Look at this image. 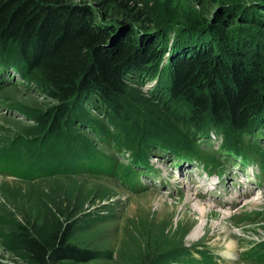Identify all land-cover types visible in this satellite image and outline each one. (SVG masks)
<instances>
[{
    "label": "rangeland",
    "instance_id": "rangeland-1",
    "mask_svg": "<svg viewBox=\"0 0 264 264\" xmlns=\"http://www.w3.org/2000/svg\"><path fill=\"white\" fill-rule=\"evenodd\" d=\"M60 1L89 11L97 24L112 28L115 39L124 37L125 32L131 30L135 40L140 41V46L147 41H157L159 57L155 66L164 64L161 66L164 67L172 49L176 57L209 49L213 57L226 59L229 53L248 51L254 46L264 54V0H142L147 17L145 22L128 20L111 0ZM121 23L123 27H119ZM161 44L166 45L167 53ZM1 46L16 51L10 45ZM169 64L162 73L165 88L172 73ZM151 66L147 65L148 68ZM5 69L0 76L3 78V85H0V151L2 158L6 159H2L0 167V218L40 227L45 219L50 220L47 212L55 213L56 208L60 209L63 215L58 217L59 221L76 222L79 227L68 244L97 256L90 261L62 264H189L186 259L190 256L193 264H201L203 258L199 253L209 254L220 264H263L253 257L264 242V191L253 189L256 177L260 175L256 162L249 163L251 167L245 170L247 183L239 179L227 189L230 190L228 195H224L222 188L201 201L193 197L192 189L194 182L201 185L197 179L198 170H185L188 167L186 164L171 166L165 155L154 158L157 149L150 152L152 158L149 162L160 175L154 179L149 174H141L139 179L144 187H137L138 192L124 188L114 177L84 172L39 176L32 180L15 178L6 172L7 163H14L16 157L26 153L38 151L51 156L60 137L55 136L52 143L46 144L43 132L48 127L34 123L46 118L47 114V125L53 122L52 132L64 128L61 129L64 134L85 140L95 151L105 154L121 167L126 164V150L121 144L120 150H116L110 142H114L116 132L129 133L132 129L145 139L144 131L149 129L150 134L164 137L161 135L163 128L171 126L184 135L182 138L187 137L195 146L198 145L201 153L220 150L214 159L221 163L220 169L224 173L229 171V175H233L235 167L242 170V164H234L238 160L229 158L219 142L229 140V134L224 135L209 127V135L201 139L198 131L203 129L204 121L198 128L189 129L184 120L188 114L185 105L172 102L167 92L162 102L151 97V92L158 91L161 86H157V76H140L134 69L123 72L124 92L121 99L125 109L116 116L110 117L105 107L88 93L67 100V112L61 118L54 113L59 103L40 89L36 77L28 74L20 76L11 68ZM169 70L171 72L168 73ZM8 75L13 76L10 83L5 82ZM255 117H261L259 110ZM90 124L103 128L110 140L103 141L101 135L97 136L90 130ZM253 131L255 133L240 136L241 145L248 149L252 147L264 161V126H258ZM15 147L18 148L16 157L9 154L11 150L14 152ZM250 170L254 176L252 180L249 179ZM218 180L221 184L230 182L228 176ZM208 186L204 184L200 192L203 193ZM247 191L252 193L248 192L245 196ZM234 196L239 200L228 209L215 204V201L234 204V201L227 200ZM186 197L192 201L185 202ZM196 204L213 207L210 213L200 216ZM227 250L233 251L232 256ZM0 264L23 263L0 248Z\"/></svg>",
    "mask_w": 264,
    "mask_h": 264
},
{
    "label": "trees",
    "instance_id": "trees-1",
    "mask_svg": "<svg viewBox=\"0 0 264 264\" xmlns=\"http://www.w3.org/2000/svg\"><path fill=\"white\" fill-rule=\"evenodd\" d=\"M111 2L128 20L147 21L142 0ZM119 27H123L122 23ZM210 32L215 33L216 30ZM113 34L111 27L97 24L89 11L70 7L60 0H0V46L10 45L18 54L17 57L14 51L1 46L0 76L3 69L11 68L13 73L20 76L28 74L36 77L40 89L59 103L54 113L61 118L67 112V100L88 93L94 95L110 117L116 116L125 109L121 99L124 92L123 72L134 69L140 76H157V86H161L158 91L155 89L151 92V97L162 102L167 92L172 102L185 105L188 114L184 120L189 129L198 128L204 121L203 129L198 131L199 136L206 135L209 127L220 128L218 130L229 134V140L223 144L225 153H243L247 148L241 145L240 136L243 133H255L254 128L264 126V54L257 46L251 48L249 44L250 50L229 53L226 59L213 57L209 49L195 50L176 57L172 49L168 63L161 67L164 64L154 65L159 57L157 41H147L140 46V41L135 40L131 30H127L122 38L115 39L116 35L113 37ZM161 48L168 52L166 45L161 44ZM150 64L152 66L148 68ZM168 64L172 73L169 85L165 88L162 73L163 69L167 70ZM258 110L261 117H255ZM48 116L45 115L47 119ZM46 118L34 123L36 126L48 127L43 132L46 144L52 143L55 136L60 137L56 139L58 142H55L51 156L36 151V154L31 152L16 157L18 148L15 147L14 152H9L15 155V161L7 163L6 172L10 176L32 180L39 176L84 172L114 177L121 185H128L134 176L132 166L145 165L154 149L158 150L155 152L164 150L188 158L195 153L196 146L191 139L182 138L184 135L171 126L163 128L161 135L164 137H156L147 129L144 131L147 136L145 139L132 129L129 133L114 131L118 134L113 142L103 128L90 124V130L97 136L101 135L103 141L109 139L116 150H120L121 144L129 153L130 164L121 167L105 154L95 151L85 140L69 133L64 134V128L52 132L53 122L48 126ZM2 159L0 151V167L6 160ZM47 214H50V220L45 219L40 227L0 218L2 251L21 260L23 264L79 263L97 258L91 252L77 250L68 244L69 238L79 230L76 222L59 221L58 217L63 212L58 208L55 213ZM261 246L253 257L264 264V242ZM199 254L203 258L201 264H217L209 254ZM191 257L186 259L189 264H193Z\"/></svg>",
    "mask_w": 264,
    "mask_h": 264
},
{
    "label": "bare ground",
    "instance_id": "bare-ground-1",
    "mask_svg": "<svg viewBox=\"0 0 264 264\" xmlns=\"http://www.w3.org/2000/svg\"><path fill=\"white\" fill-rule=\"evenodd\" d=\"M2 85H3V82H2ZM221 146H219V148H220ZM220 151V150H219ZM155 153H159V152H155ZM151 159V158H150ZM186 199V201L185 202H190V201H192L191 199H190V197H186L185 198ZM217 206H222V207H225V206H227V205H229V202H227V203H222V202H216L215 203ZM230 205H233V203L232 202H230ZM196 206V209H197V212H198V214L200 215V216H204L206 213H210L211 212V210H212V207H210L211 205H209L208 207L209 208H206V207H204V206H202V205H198V204H196L195 205ZM223 215V217H226V215L225 214H222ZM232 245V244H231ZM229 248V247H228ZM228 252H231V255L230 256H232V252L233 251H230V250H227V253Z\"/></svg>",
    "mask_w": 264,
    "mask_h": 264
}]
</instances>
